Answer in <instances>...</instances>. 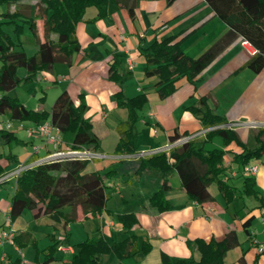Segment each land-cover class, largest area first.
Segmentation results:
<instances>
[{"label": "crops", "instance_id": "0c3cea01", "mask_svg": "<svg viewBox=\"0 0 264 264\" xmlns=\"http://www.w3.org/2000/svg\"><path fill=\"white\" fill-rule=\"evenodd\" d=\"M26 4L30 1L7 6L13 5V12L30 11L31 5ZM129 4L133 5L132 11L128 6H120L110 0L104 18L79 21L76 35L81 50L72 55L71 63L58 62L51 72L40 73L43 79L64 84L62 89H66L76 103L80 93H84L88 104L85 117L91 122V132L99 139V151L118 153L123 130L127 127L128 110L118 104V94L123 97L147 94L148 101L139 110L140 117L133 124V130L138 135L135 140L137 150L163 146L174 132L185 135L204 128L201 112L193 110L201 97H205L212 111L226 121L264 122V68L256 72L248 66L247 62L254 54L241 45L240 36L230 40L198 75L196 86L182 77L176 83V91L165 98L159 96L156 86L158 77L148 76L145 72L143 49L156 39L176 36L182 50L196 57L226 32L227 24L206 0H130ZM37 12L32 18H36ZM96 13V7H88L85 18ZM38 22L39 29L40 20ZM27 38L34 41L32 47L36 49L35 53L38 42L33 31ZM114 61L117 62L118 80L110 77ZM43 109L47 110H36ZM28 123L37 124L33 121ZM231 129L238 133L244 145L249 148L256 146V128L244 125ZM27 134L28 143L33 145L31 150L44 144L42 137L36 138L28 131ZM207 138L205 135L198 139V144L229 151L224 156L226 168L220 177L236 187L231 200H226L218 184L212 182L208 189L213 200L198 202L186 192L173 167L165 173L144 170L135 174L131 159H89L84 172L97 171L101 175L109 194L105 209L94 216L85 215L78 205L76 218L66 224L54 221L49 214L36 215L37 208L25 209L10 222V226L19 241L24 242V231L30 232V239L23 245L13 239L0 245V262L64 264L77 251V243L88 237L103 236L110 243L124 238L127 233L117 215L134 212L138 224L130 232L138 236L139 243L148 239L150 251L138 252L121 260L113 252L100 254L99 258L106 264H162L163 252L199 258L200 250L192 242L194 239L221 240L230 231H236L239 244L224 253V264H264V253L258 252L256 247L257 242H264V153L248 162L258 164V172L254 175L257 195L242 194L244 174L241 170L244 165L232 158L233 152L242 151V145L234 140L225 145L221 135H215L210 140ZM61 146L71 148L64 142ZM51 151L53 147L46 144L37 155L43 156ZM166 155L169 163H173L169 153ZM14 157L12 155L11 159ZM2 163L6 164V161L2 160ZM238 177H242V181L235 184L233 180ZM164 179L170 184L165 191L170 207L159 211L151 204L150 197L161 187ZM9 182L10 179L0 184V230L9 216L10 199L15 191V188L7 187ZM71 210L70 205L63 208L65 212ZM250 217L251 221L246 226L245 221ZM54 239L58 240V245L53 259L47 261L46 254Z\"/></svg>", "mask_w": 264, "mask_h": 264}, {"label": "trees", "instance_id": "16d2710c", "mask_svg": "<svg viewBox=\"0 0 264 264\" xmlns=\"http://www.w3.org/2000/svg\"><path fill=\"white\" fill-rule=\"evenodd\" d=\"M24 0H0L7 5L21 3ZM41 5L36 14L40 20L41 33L33 18H28L23 10L4 13L2 23H14L17 39L24 32L26 21L37 38L38 50L27 54L24 48H17L11 34L0 28V113L7 114L9 118L33 121L36 123L50 119L62 132L65 145L72 149L87 148L98 150L100 142L98 137L91 132V122L85 117L88 108L84 93H80L76 103L68 91L62 90L54 100L52 108L36 110L28 108L18 100L15 88L22 82L23 77L18 74L19 67L27 69V78L37 76L42 71H52L58 63H71L72 55L81 50V44L76 35V24L79 21H94L104 18L108 13L110 0H39ZM120 6H128L133 10L130 0H114ZM173 0H167L172 2ZM216 15L227 24L226 32L205 51L196 57L186 54L180 47L176 36L156 39L151 45L143 49L146 56L145 72L148 76L156 75L157 90L161 98H165L176 91L177 81L185 77L196 86L198 75L216 58L225 45L236 36L248 39L257 52L247 62L248 66L258 72L264 68V0H206ZM96 7L97 13L90 18H85L88 7ZM19 17H24L18 23ZM2 27V26H0ZM55 36H52V35ZM116 61L111 64L110 77L118 80ZM148 101L146 93L134 97H123L118 94V104L128 110L127 127L118 145V153L137 151L135 140L137 133L133 124L139 119V110ZM195 112H201L204 127L214 126L227 122L212 111L205 97L198 100V105L193 107ZM215 135H221L224 144L231 141L241 144V152H233L232 158L241 165H246L253 158H260L264 153V127L256 132V146L249 148L244 145L238 133L228 127H218L207 132V140ZM2 136L10 140L12 132L3 130ZM181 135L174 132L169 140H175ZM198 137L173 148L169 155L173 163H169L165 152L131 159L135 174L144 170H156L165 173L173 167L177 170L182 186L189 196L198 202L213 200L208 186L216 182L226 200H231L236 187L223 181L220 174L226 166L224 156L229 151L224 148H206L198 144ZM206 142V140L204 141ZM37 154H32L28 161L35 160ZM3 154H0V176L6 173V164L2 163ZM12 155L8 156V159ZM10 161V160H8ZM89 159L76 155H63L39 161L31 167L23 169L15 178V191L10 199L9 218L13 221L27 208H37L36 215L49 214L54 221H63L66 224L76 218V208L81 206L85 215H96L105 209L108 192L101 175L97 171L84 172ZM243 166V167H244ZM244 174V173H243ZM255 178L244 174L243 187L240 192L256 194L254 189ZM170 188L167 179L163 180L161 187L150 197V202L159 211L169 209L170 205L165 196V191ZM264 200V195H263ZM67 205L72 206L70 212L63 211ZM117 219L127 233L124 238L112 243L103 236L88 237L77 243V251L64 264H106L100 254L113 252L120 260L135 255L138 252L147 253L151 243L144 239L139 243L138 236L130 232L138 224L134 212L119 213ZM251 217L245 221L247 226ZM24 242L30 239V232L24 231ZM14 242L23 245L18 236ZM194 242L200 250V257L193 255L180 257L161 255L162 264H224V253L239 244L236 231L228 232L221 240L196 238ZM58 240L54 239L46 254V260L53 259ZM0 264H7L0 262ZM10 264H15L14 262ZM121 264V263H119Z\"/></svg>", "mask_w": 264, "mask_h": 264}, {"label": "rangeland", "instance_id": "374dc122", "mask_svg": "<svg viewBox=\"0 0 264 264\" xmlns=\"http://www.w3.org/2000/svg\"><path fill=\"white\" fill-rule=\"evenodd\" d=\"M30 1L31 10L25 11L26 17L32 18V15L35 14L41 5V2L38 0H27ZM15 7L13 5L7 6L6 3L0 4V19L4 18V13L6 12H13ZM95 10V8H91ZM24 17H19L18 23L23 22ZM34 19V18H33ZM38 15L34 19L36 23H39ZM25 27L24 32L20 34V42L17 39V31L15 30L14 23H2L0 28L4 31L12 34L13 39L17 44V48H24L27 54H32L36 49H33L34 41L27 38V35L32 34V30L30 29L28 23L24 21ZM41 73V72H40ZM38 74L30 79L27 78L28 72L25 67H19L18 74L23 77L22 82L15 88L14 92L16 93L18 100L27 106L28 108L38 109V108H45L47 110H51L52 105L54 103L55 98L57 95L63 90L64 84H59L51 79H43V75ZM145 112V109H144ZM10 121L11 126L7 127V122ZM21 122L24 123V126H21ZM30 122V121H29ZM32 126L28 123L27 120H21L18 118H9L7 114L0 113V154H3L2 160L6 161V170H12L15 167L19 166L26 157L31 154L33 150L32 144L28 143V134L26 129ZM256 128L255 130H257ZM13 131V135L10 140H6L4 136H2V131ZM40 135H35L34 137L39 138ZM41 137V136H40ZM37 144V143H36ZM31 146V147H30ZM62 149L63 146H61ZM67 149V148H66ZM31 150V151H30ZM54 150V149H53ZM9 155H14V159H8ZM10 160V161H8ZM7 187L10 189L15 188V178L10 179ZM235 184H240L242 181V177H238L233 180ZM17 218V217H16ZM16 218L14 220H16Z\"/></svg>", "mask_w": 264, "mask_h": 264}, {"label": "built area", "instance_id": "2783aa9c", "mask_svg": "<svg viewBox=\"0 0 264 264\" xmlns=\"http://www.w3.org/2000/svg\"><path fill=\"white\" fill-rule=\"evenodd\" d=\"M240 43L243 47L248 49L250 52L255 54L257 52V49L253 46V44L246 38H241ZM130 66H132V62L130 60ZM1 96V91H0ZM21 126H24V123H20ZM247 125L251 128H260L264 127V122L257 121V120H250V121H227L224 123H220L214 126L210 127H204L197 131L181 135L175 140H169L165 145L153 148V149H146V150H137L135 152H129V153H106L99 150H90L87 148H81V149H72V148H65L62 149L61 145L63 143L62 139V132L61 130L52 123L50 119H47L43 122L37 123L36 125H32L27 128V131L30 135H40L43 140L44 144L42 146H34V150L32 151L31 155L37 154L39 149L42 148L46 144H50L53 147V151L46 153L43 156H38L35 160L28 161L29 156L24 162H22L19 166H17L15 169L6 172L5 174L0 176V184L6 180H9L11 178H16L18 174L25 168L31 167L34 164L38 163L41 160L52 158V157H59L63 155H76L85 159H106V158H124V159H136L139 157L149 156L160 152L170 153V151L175 148L176 146L182 144L183 142L203 137L207 134L208 131H210L213 128L218 127H238V126H244ZM11 123L10 121L7 122V127H10ZM242 173L247 175H256L258 172V164L257 163H248L242 168ZM264 195V193H263ZM10 218L7 217V221L4 225V227L0 230V245H4L5 242H8L14 238L15 231L10 226ZM256 247L258 252L264 253V242H257Z\"/></svg>", "mask_w": 264, "mask_h": 264}]
</instances>
